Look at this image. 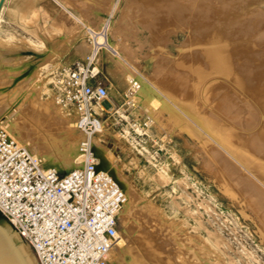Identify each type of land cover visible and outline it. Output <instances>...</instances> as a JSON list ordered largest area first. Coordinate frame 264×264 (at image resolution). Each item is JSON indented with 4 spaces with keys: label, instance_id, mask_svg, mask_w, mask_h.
Masks as SVG:
<instances>
[{
    "label": "rangeland",
    "instance_id": "374dc122",
    "mask_svg": "<svg viewBox=\"0 0 264 264\" xmlns=\"http://www.w3.org/2000/svg\"><path fill=\"white\" fill-rule=\"evenodd\" d=\"M258 2L6 1L0 35L10 40L0 42V60L41 51H34L39 58L15 60L33 66L13 93L2 91L6 115L21 104L57 135L70 133L49 80L59 49L64 65L74 52L82 59L91 53L86 26L102 31L107 22L106 35L129 62L102 50L96 57V78L108 87L100 142L136 192L123 208L125 263L138 257L143 264H264V181L245 164L251 154L242 143L264 133V1ZM49 48L56 50L51 58ZM129 72L145 81L148 96L123 98L133 89ZM119 106L123 118L113 114ZM144 123L148 136H137ZM142 236L151 241L149 255Z\"/></svg>",
    "mask_w": 264,
    "mask_h": 264
},
{
    "label": "built area",
    "instance_id": "2783aa9c",
    "mask_svg": "<svg viewBox=\"0 0 264 264\" xmlns=\"http://www.w3.org/2000/svg\"><path fill=\"white\" fill-rule=\"evenodd\" d=\"M98 52L57 67L49 80L55 101L84 135L78 142L80 165L68 171L43 167L0 128V214L30 245L38 264H109L118 238L126 195L109 173L96 168L91 142L103 130L107 112L108 87L96 78ZM134 92L129 89L123 98ZM121 112L119 106L113 114L123 118ZM144 126L137 127V136H148Z\"/></svg>",
    "mask_w": 264,
    "mask_h": 264
},
{
    "label": "bare ground",
    "instance_id": "6f19581e",
    "mask_svg": "<svg viewBox=\"0 0 264 264\" xmlns=\"http://www.w3.org/2000/svg\"><path fill=\"white\" fill-rule=\"evenodd\" d=\"M6 1L7 0H5L3 7L1 9V12H0V21L2 19V14H3V11L5 9ZM262 1H264V0H259L258 3L260 4ZM261 4L264 5V3H261ZM79 15H80V13H79ZM72 16H74V15L72 14ZM78 23H79V21H78ZM78 25H79V27L81 26L80 24H78ZM107 26H108L107 22L103 23L101 26L103 29L102 31H100V30L97 31L96 29H91V28H89L90 26L85 27L86 30L91 35L90 52L91 51L95 52V50H99V51L102 50L103 52L107 51L113 56V58L119 59L121 61L122 65H126L129 67V62H126L124 60L119 49L115 48L111 39L106 35ZM207 28H206V30H209L210 26H207ZM80 29H81V27H80ZM222 38L224 39V37H222ZM9 40H10L9 37H3L0 35V42H4V41L8 42ZM212 40L213 39L211 38L210 41H212ZM82 45L84 46V44H82ZM215 50H217V49L215 48ZM24 51H27V50H24ZM29 51H31V50H29ZM211 51H212V49H211ZM124 54L126 55V52ZM24 56H32L33 58H39L41 56V54H38L36 57H34L33 55H27L24 52H21V54L18 57L12 58L11 60L10 59L7 61L0 60V128L7 130L9 132V134L14 138V140L19 145L24 146L29 151V153L36 159V161L39 164H41L43 167H54L59 171H68L69 169L76 167L77 165H80L82 163V157L78 151V142L81 139H83L84 135L81 131L77 130L74 127V117L66 116L65 115L66 112L60 106V108H61L60 116L62 117V121H60V123H62L61 125H63V128H65V129L68 128V132H70V133L64 132L63 134L58 133L59 135H57L56 134L57 131L55 132V129L53 130L52 128L47 127L46 122L38 121V114L37 113H31L30 114V112L26 109V107L22 108L24 105L22 106L20 104L18 107H16V109L10 111V113L8 115H6V111H7L6 105L7 104H6L5 97H2V94H1L2 91H4V89L10 87L11 93H13L15 91V89H17L18 87L21 86V84L27 79L26 77L29 74H31V71H32L31 69H32L33 63H30V61L22 63V64H17L15 62L16 59H18L20 57H24ZM22 70H23V73H26V74L24 75L23 78H19L20 76H18L17 74H18V72H20ZM155 71H157V70H155ZM152 72H154L153 68H152ZM162 72H160V73H162ZM127 74H129L127 76V78L131 82V87L135 91L134 94H137L139 96H142V95L148 96V94H149L148 92H146L148 94H144V92H145L144 88H145V85H147L146 83H144L145 81H142V82L136 81V78H134L135 77L134 74H132L131 72H129ZM159 75L161 76V74H159ZM153 77H155V76H153ZM177 78H176V81H177ZM165 79L167 80V77ZM170 79H172L171 76H170ZM168 80H169V78H168ZM167 81H165V82H167ZM179 81H180V79L177 82L178 84L176 86L174 85L175 87L178 86L177 88H179V85H180ZM183 81H185V80H183ZM181 82H182V80H181ZM7 84H10V85L7 86ZM175 84H176V82H175ZM183 85H185V84H182V87H183ZM164 86H165V88L163 87L164 89L174 93V89L172 88L173 86L171 87V86H168L166 84H164ZM176 91L179 92L178 90H176ZM181 91H182V89H180V92ZM23 93L20 92L16 96V101H18V99L21 98ZM174 94H177V93H174ZM177 95H179V93ZM189 95H190L189 93L183 92L182 97H187ZM179 96H181V95H179ZM137 99H138V97H137ZM41 101L44 102V100H41ZM44 103L47 104L48 102H44ZM46 104H44V105L46 106ZM32 106H34V105H32ZM49 108H47L48 111H50ZM43 111H46V108H43V107L39 108L38 107V109H36V112H39L40 114ZM45 114H46V112H45ZM44 120H45V118H44ZM48 122H50V121H48ZM49 125H51V124H49ZM51 127H53V126H51ZM53 128H55V127H53ZM103 131H104V128L101 131V134ZM101 134L93 137L92 141H91L93 153H94L95 159H96L95 166L97 169L106 171L115 180H117L121 184L120 186H122L121 188H123V191L126 195V200H125V202H124V204H123V206H122V208L118 214V221H119L118 227H117L118 238H117L115 245L109 251L108 261H109V264H143L142 261L138 257L133 258L130 263H125L124 258L122 257V254H121L122 249L124 251H127V250L129 251V245L127 244L128 242H126L127 240H125V238H126L125 237V229H124V226L122 225L123 220H124L123 208L131 205L132 199L134 197H136V192L134 191V188L131 185L130 181L122 173L121 169L119 168V166L117 165L115 160L111 159V157H109V155L107 154L105 147L100 142V135ZM60 135L62 136V138H60ZM242 143H243V145L246 144L245 146L247 149H245V150L249 151V153L251 154V155H247L248 157H246V159L244 160L245 164L247 166H249L253 170V172L255 174H257L260 178H262V180L264 181V133H262V132L260 134L257 133L249 141L245 142L243 140ZM261 202L263 205L264 202L263 201H261ZM141 240H142L143 247L146 249V251L149 252V253L147 252L148 255L151 254L152 244H151V241L149 240V238L147 236H142ZM24 260H25L26 264H29L27 258H24Z\"/></svg>",
    "mask_w": 264,
    "mask_h": 264
},
{
    "label": "water",
    "instance_id": "95a60500",
    "mask_svg": "<svg viewBox=\"0 0 264 264\" xmlns=\"http://www.w3.org/2000/svg\"><path fill=\"white\" fill-rule=\"evenodd\" d=\"M4 2L0 0V12ZM22 52L34 57L41 54L29 50ZM4 220L0 219V264H26L24 258H27L29 264H38L30 245Z\"/></svg>",
    "mask_w": 264,
    "mask_h": 264
},
{
    "label": "crops",
    "instance_id": "0c3cea01",
    "mask_svg": "<svg viewBox=\"0 0 264 264\" xmlns=\"http://www.w3.org/2000/svg\"><path fill=\"white\" fill-rule=\"evenodd\" d=\"M48 50H52V53H51V55L49 57V58H51V56L53 55V53L54 54L56 53V50L54 48H49V49H46L44 51H48ZM33 51H36V50H33ZM36 52H41V51H36ZM57 53L59 55V64H60L58 67L64 66V64L62 63L63 61H60V60L62 59L63 55L65 54V51L63 52L61 49H59ZM28 58H32V57L31 56H28ZM73 58H75V59H82L81 54L74 52L73 53V56L68 59V63H73V61H72Z\"/></svg>",
    "mask_w": 264,
    "mask_h": 264
},
{
    "label": "trees",
    "instance_id": "16d2710c",
    "mask_svg": "<svg viewBox=\"0 0 264 264\" xmlns=\"http://www.w3.org/2000/svg\"><path fill=\"white\" fill-rule=\"evenodd\" d=\"M4 217L0 214V219H3Z\"/></svg>",
    "mask_w": 264,
    "mask_h": 264
}]
</instances>
